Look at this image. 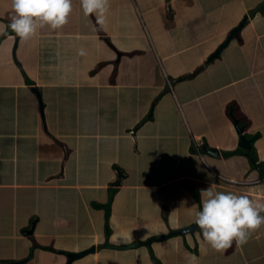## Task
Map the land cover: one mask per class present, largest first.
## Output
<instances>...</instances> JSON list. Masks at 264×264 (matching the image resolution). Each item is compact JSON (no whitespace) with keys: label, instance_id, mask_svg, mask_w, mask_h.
<instances>
[{"label":"crops","instance_id":"0c3cea01","mask_svg":"<svg viewBox=\"0 0 264 264\" xmlns=\"http://www.w3.org/2000/svg\"><path fill=\"white\" fill-rule=\"evenodd\" d=\"M263 1L108 0L101 26L72 0L65 25L21 40L0 0V264L90 248L72 264H264V224L222 250L197 230L154 242L195 226L209 184L264 201L247 151L224 156L235 105L264 170Z\"/></svg>","mask_w":264,"mask_h":264},{"label":"clouds","instance_id":"9594fccd","mask_svg":"<svg viewBox=\"0 0 264 264\" xmlns=\"http://www.w3.org/2000/svg\"><path fill=\"white\" fill-rule=\"evenodd\" d=\"M79 6L85 17L94 14L97 24L104 25L108 0H79ZM71 11L72 0H10L7 27L21 40H28L43 26L56 30L65 25ZM78 52L83 54V49ZM194 223L213 249H226L233 242L243 245L252 231L264 224V201L209 184L200 189Z\"/></svg>","mask_w":264,"mask_h":264},{"label":"water","instance_id":"95a60500","mask_svg":"<svg viewBox=\"0 0 264 264\" xmlns=\"http://www.w3.org/2000/svg\"><path fill=\"white\" fill-rule=\"evenodd\" d=\"M264 7V1L255 9L251 12V15H254L255 13H257L260 9H262ZM249 15H245L242 19V21L238 24V26H236L231 33L229 34V36L227 37V39L217 48V50L209 57V59L207 60L206 64H210L211 62H213L215 60V58H218L222 52V50L224 48H226L228 46V44L230 43V41L233 38H237L239 32L248 24L249 21ZM203 70V67L199 69L198 72H201ZM195 73V74H197ZM32 93H34L38 104H39V109H40V113H42L43 108H42V103H41V97L40 94L38 93V91L36 89L32 90ZM234 125L237 129L238 135L240 137V143H239V147L242 148L245 151H250L252 150L253 146H252V140L248 139L245 134H244V127L239 126L238 124V120L234 119ZM206 153L211 154L212 156H219V152L215 149V148H209L206 145L203 146L202 148ZM251 163L253 164V166L256 168V170H258L259 172H261L262 174H264V170L262 169V167L258 164V162L254 161L253 159L250 158ZM121 177V175H120ZM119 179V178H118ZM117 182H120L119 180H117ZM199 231L198 227L195 225H192V227H190L189 229H185V230H181V231H177L175 233H171L168 236H164L161 237L159 239L154 240V242H158V241H165L166 239L173 237V236H182L188 233H191L193 231ZM105 247H109V248H115L116 247H112L109 244H105ZM136 245H131L129 247H124L126 249H133L135 248ZM118 249V248H117ZM121 249V248H119ZM95 252V248H90L88 250H83L81 252L78 253H67V252H63V254L67 257V263L66 264H72L74 261L79 260L84 258L87 255H90L92 253Z\"/></svg>","mask_w":264,"mask_h":264},{"label":"trees","instance_id":"16d2710c","mask_svg":"<svg viewBox=\"0 0 264 264\" xmlns=\"http://www.w3.org/2000/svg\"><path fill=\"white\" fill-rule=\"evenodd\" d=\"M235 105H232V107H231V110L233 111V115H234V117H236L237 119H239V124L241 125V126H244L246 129L248 128V122L246 121V120H244V118H239V116H237L235 113V107H234ZM248 137L250 138V139H252V142H254L255 140H256V138L258 137L257 135H255V136H249L248 135ZM244 152H246L245 150H243V149H241V148H238V149H236L235 151H231V152H226L225 154H224V156L225 157H231V156H234V155H240V154H244ZM247 156L249 157V158H251V159H253L254 161H256V162H258V158H257V156H256V151H255V148L253 147L252 148V150H250V151H247ZM253 165V164H252ZM106 208V210H107V212H106V214H107V216H108V214H109V210H110V207H105Z\"/></svg>","mask_w":264,"mask_h":264},{"label":"rangeland","instance_id":"374dc122","mask_svg":"<svg viewBox=\"0 0 264 264\" xmlns=\"http://www.w3.org/2000/svg\"><path fill=\"white\" fill-rule=\"evenodd\" d=\"M70 170V169H69ZM108 173V170L107 169H103V170H99L98 172H97V181H99V180H101L102 178H104V176L106 175ZM112 173V170L110 171V174ZM68 175L69 174H76V173H74V171H72V170H70L69 171V173H67ZM106 192V194L108 195L109 193H110V191H105ZM110 195V194H109Z\"/></svg>","mask_w":264,"mask_h":264}]
</instances>
